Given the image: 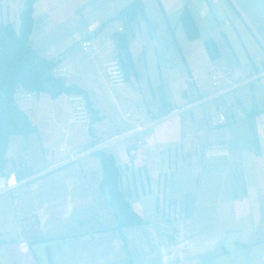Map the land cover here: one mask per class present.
<instances>
[{
  "label": "crops",
  "instance_id": "obj_1",
  "mask_svg": "<svg viewBox=\"0 0 264 264\" xmlns=\"http://www.w3.org/2000/svg\"><path fill=\"white\" fill-rule=\"evenodd\" d=\"M121 1L123 0H111V3ZM133 1L130 0L116 13ZM143 2L146 12V2ZM154 2L166 20L176 16L175 27L184 34L186 40L188 39L180 23V15L185 8L196 19L201 33L199 39L203 42L209 38L215 40L221 52L219 60L222 61V74L219 77L214 72L211 78L216 86L222 87L218 92L208 93L210 89L200 83L199 76L191 74L189 89H193V93L188 95L189 89L182 93L183 100L189 101L188 104L173 110L171 104L166 103L162 107L166 111L165 118L156 123L154 120L143 122L139 117L136 127L128 132V136L135 137L129 143L119 145L117 139L112 137L104 140L106 136L91 128L87 149L79 147L83 138L74 137L76 146L64 158H51L52 154L49 153L48 157L51 159L45 160L44 166L35 172H14V177L16 173L24 176L16 189L26 186V193L22 194L21 190L18 197L21 199L20 204H15L17 226L14 237L7 235L10 226L4 224L6 215L0 203V238L7 239L0 241V258H8L10 264H40L39 252L45 254L48 264H89L96 260L90 256L84 257V248L72 245L70 240L99 242L102 238H110L108 234L117 233L115 214L108 206L107 195L101 191V162L95 156L97 150L104 151L107 148L109 150L105 152L112 154L121 166V185L134 210L142 218L146 207H154L158 219L161 214L160 222L165 230L163 234L166 236V244L173 248V252L175 247L183 243L181 240L185 235L183 228L175 225L184 221L183 202H188L191 206L228 207L231 219L234 218V221L241 224L237 230L243 236L252 232L264 238V0ZM79 15L80 21L85 19L89 27L83 34H68L54 26L48 29L49 37L63 36L69 40L65 43V48L57 51L49 43L43 45L42 34L35 42L31 41L34 49L42 56L50 60L61 58L58 71H63L66 75L74 69L72 55L77 48L80 52L94 49L96 45L113 49L114 44L111 40L107 41L105 32L108 33L109 29L121 30L119 22H110L113 16L102 19L99 16L101 14L98 15L91 6L82 8ZM194 48L191 51H195ZM68 51L73 52L67 55ZM211 62L215 68L217 61ZM68 83H75L82 88L76 82L68 80ZM245 84H255L260 91L259 101L263 102L262 108L252 112L251 117L247 113H238L245 118L244 123L248 120L253 126L251 135L247 134L248 126L243 125V122L237 123L238 129L231 134L228 121L235 117L229 105L217 107V113L224 112L227 117L226 123L219 125L216 116L217 130L210 129L203 120L200 127L196 126V119H204L205 113L201 106L216 96L227 94ZM47 96L43 94L36 100L39 128L36 134L44 145L55 138L60 130L56 129L54 137L51 136L49 127L68 115L67 96L62 95L54 100L49 99L45 112L47 116H44L43 101ZM193 109L196 110L197 117ZM149 112L151 117L154 112ZM172 115H176L178 119L165 123L164 120ZM99 116L102 120L100 113ZM234 121L237 122L235 119ZM97 122L90 125L94 126ZM139 126L141 129H138ZM170 126L179 133V140L176 142L184 145L181 150L171 149ZM61 151H66V147H62ZM71 157L77 159L71 161ZM76 162H79V167H69ZM187 220L190 221V218ZM108 222L110 226L106 228L104 225ZM69 225L81 227L80 231L66 232ZM146 226L152 228V224L147 222L144 226L125 229L124 239L127 232ZM52 243L54 245L51 248L49 244ZM260 243L264 244V240ZM42 246L45 251L38 252ZM103 250L106 251L107 248ZM108 250L107 253H110V248ZM126 250L129 251L128 246ZM100 261L98 257V264H101Z\"/></svg>",
  "mask_w": 264,
  "mask_h": 264
},
{
  "label": "rangeland",
  "instance_id": "obj_2",
  "mask_svg": "<svg viewBox=\"0 0 264 264\" xmlns=\"http://www.w3.org/2000/svg\"><path fill=\"white\" fill-rule=\"evenodd\" d=\"M24 1L0 0V24L10 22L18 28V16L24 7ZM129 1L111 3V0H38L35 4L36 24L31 41L35 42L37 37L42 34L43 45L49 43L53 49L61 50L66 47L65 43L69 40L63 36L49 37L50 30L48 29L51 26L59 27L61 32L66 31L68 34H83L89 27L85 19L83 22L79 19V12L82 8L91 6L98 15L101 14L99 16L103 19L115 17L118 14L116 12ZM144 1L146 2L145 21H139L131 33L133 38L130 42V51L133 55L134 70L124 86L110 89L103 67L105 61L118 60V50L113 36L118 30L109 29L108 33L105 32L107 41L111 40L114 44L113 49L96 45L94 49L80 52L77 48L78 52L76 50L72 55L74 56V69H71V73L66 75L63 71L57 72L58 75L66 77L70 82H76L82 86V89L87 93L89 104L93 109L99 111L103 119L94 126L90 125L91 122L89 124H73L67 115L62 121H56L53 126L49 127L51 136L54 137L56 129L60 128V130L57 136L50 139L46 145L39 141L37 134H31L27 138L23 136L11 137L6 155L8 159L6 172L12 176H14V172L30 174L44 166L45 160H50L54 156L60 159L64 158L73 149V146H76L74 137L83 138L79 147L87 149L91 128L92 131L94 128V131L106 136L104 140L112 137L117 139L119 145L129 143L135 137L128 136V132L136 127L139 117L143 122H149L153 120L149 111H153L156 118L160 117L163 120L166 111H163L162 107L166 103H170L173 110L188 104L189 101H184L182 96L183 91L189 89L188 70L191 74L199 76L200 83L210 89L208 93L219 91L222 86H216L211 76L214 72L217 76H221L222 61L217 60V65L214 68L202 39L189 42L184 34L176 29L174 23L176 16H171L169 20H166L154 0ZM110 27L117 28L119 26ZM174 37L182 52L178 49ZM103 44L105 45V43ZM193 47H195V51H191ZM72 52L68 51L66 54L70 55ZM250 87H253L254 91ZM259 92L255 84H245L227 94L216 96L201 106L205 113L204 119H196V126L200 127L203 120L210 129L217 130L215 127V119L218 116L217 107L229 105L234 119L237 120V122L234 119L228 121L233 135L239 127L237 123L240 124L244 121L245 118L242 116L245 113L251 114L262 108L263 102L259 101ZM25 93L22 90L18 92V102H36V98L29 100ZM190 93H193V89H189L188 95ZM49 99L50 97L47 96L43 101L44 116H47L45 112H47ZM140 108L143 110L140 111ZM239 111L243 114L242 116L238 114ZM193 112L197 117L196 110L193 109ZM128 114L129 116H127ZM224 115L226 116L225 113ZM176 119H178L177 116L172 115L164 121L170 123ZM243 125L248 126L247 134L251 135L253 126L250 122L245 120ZM169 132V137L172 139L171 149L181 150L184 145L176 142L179 140V133L173 126H170ZM62 147H66V151H61ZM108 150V148L104 149V151ZM49 153L52 154L51 158L48 157ZM69 167H79V162L70 164ZM25 188L26 186L0 195V203L4 207L6 215L4 224L10 226L7 232L9 237H14L16 234L15 204H20L21 199L18 197L21 190H23L22 194L26 193ZM182 207L184 221L177 222L175 225L183 228L185 231L183 237L186 238L182 237L183 243L179 247H175L174 252L173 248L171 249L166 244L165 230L162 229L160 222L161 214L158 219L154 207H146L143 214V218L152 224V228L146 226L126 233L125 242L129 251L125 249L121 237L115 232L108 234L110 238H102L99 242H91L86 239L78 241L71 239L70 242L72 245L84 248V257L96 258L93 262H96L95 264H98V257L101 259V264H264V244L260 243L264 238L252 232L251 234L247 232L246 236H243L241 231L237 230L241 224L234 221V218L231 219L227 212L228 207L191 206L188 202H183ZM188 218L190 221L187 220ZM91 225L94 228L93 223ZM104 226L108 228L110 223L108 222ZM80 228L69 225L66 232H78ZM5 239V237L0 238V241ZM53 245V243L49 244L51 248ZM44 248V246L40 247L38 252H44ZM103 248H107V250L104 251ZM108 248H110V253H107ZM38 256L40 264H48L44 253L39 252ZM0 264L10 263L8 258H0Z\"/></svg>",
  "mask_w": 264,
  "mask_h": 264
},
{
  "label": "trees",
  "instance_id": "obj_3",
  "mask_svg": "<svg viewBox=\"0 0 264 264\" xmlns=\"http://www.w3.org/2000/svg\"><path fill=\"white\" fill-rule=\"evenodd\" d=\"M37 1H24V7L18 16V28L10 22L0 24V177L11 176L6 172V155L11 137L27 138L39 131L36 102H18L17 95L20 90L34 94L36 100L43 94L53 100L62 95L83 94L90 112V122L101 120L98 111L89 104L87 93L77 84H69L66 77L58 75L61 58L50 60L33 48L31 36L35 27L34 12ZM144 19L143 0H134L110 20L121 24V30L113 36L118 50V61L122 65L126 80L134 70L129 47L133 26ZM180 23L189 41L193 42L201 37L196 19L188 8L182 11ZM174 39L176 41L175 37ZM176 45L180 50L177 41ZM204 46L211 61L221 58L220 49L214 39H206ZM188 74L191 76L189 70ZM95 156L100 159L103 171L101 191L107 195L108 206L117 221L115 231L127 249L124 230L144 226L147 222L134 210L121 185L122 170L116 158L103 150H97ZM16 178L21 180L24 176L16 173Z\"/></svg>",
  "mask_w": 264,
  "mask_h": 264
},
{
  "label": "built area",
  "instance_id": "obj_4",
  "mask_svg": "<svg viewBox=\"0 0 264 264\" xmlns=\"http://www.w3.org/2000/svg\"><path fill=\"white\" fill-rule=\"evenodd\" d=\"M104 72L107 78V83L110 89L116 87H122L126 84V76L122 65L116 59L109 60L104 63ZM25 96L28 99L35 97L34 94L27 93ZM68 104V115L69 120L73 124H89L91 117L87 106L86 98L83 94H72L67 96ZM129 116V114L127 115ZM151 118L154 122H159L162 119L160 117L156 118L154 114H151ZM226 121V116L223 112L218 114V124L223 125ZM138 129H141L139 126ZM77 157H71V161H75ZM20 185V181L14 177H0V195L8 193L16 189Z\"/></svg>",
  "mask_w": 264,
  "mask_h": 264
}]
</instances>
